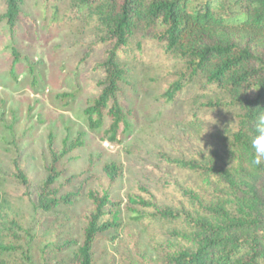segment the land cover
<instances>
[{"label":"rangeland","instance_id":"1","mask_svg":"<svg viewBox=\"0 0 264 264\" xmlns=\"http://www.w3.org/2000/svg\"><path fill=\"white\" fill-rule=\"evenodd\" d=\"M20 9L22 18L14 45L24 61L36 64L41 81L37 87L31 85L22 67L24 62L17 82L11 81L7 50L11 38L0 21V242L17 248L0 253V262L41 264L46 257L48 264L72 263L81 241L83 216L90 209L85 194L98 189V180L85 185L83 195L71 207L38 216L34 204L49 165L48 134H53L55 147L60 149L66 135L74 138L82 132L86 146L66 161L68 172L57 186L71 175L83 174L82 181L87 179L85 170L90 162L96 177L102 175L104 163L114 162L121 169L113 194L123 203L122 228L106 233L98 242L95 264H165L172 250L188 246L181 236L189 232V225L184 220L136 224L124 209L126 197L143 187L161 207L193 214H200V209L192 207L195 203L184 197L183 191H191L206 205L225 200L228 189L223 180L166 166L160 156L232 166L237 151L232 135L239 128L238 117L243 111L228 106L215 113L201 105L229 104L234 102V95L224 88L214 90L199 77L167 104L162 95L182 73L185 59L155 41L157 30L140 26L136 37L144 46L145 56L123 63L129 85L120 99L133 114L131 130L120 144L108 143L89 132L82 119L83 109L98 91L99 75L92 69L102 62L108 49L101 42L105 6L95 2L86 8L80 0H23ZM3 13L4 0H0V17ZM83 57H87L86 62L79 65ZM73 93L74 100L61 97ZM14 160L30 180L27 192L13 178ZM80 183L70 189L77 190ZM11 221L19 229L10 228ZM72 243L77 245L68 248Z\"/></svg>","mask_w":264,"mask_h":264},{"label":"trees","instance_id":"2","mask_svg":"<svg viewBox=\"0 0 264 264\" xmlns=\"http://www.w3.org/2000/svg\"><path fill=\"white\" fill-rule=\"evenodd\" d=\"M22 1L4 0V13L0 17L11 38L7 48L11 55L8 75L12 82H17L18 69L24 62L22 67L31 85L37 87L41 77L36 73V64L24 61L14 45L22 18ZM95 2H102L106 9L101 42L108 49L102 62L92 69V73L99 75L98 91L82 111L83 124L89 132L108 143L120 144L131 130L129 121L133 114L120 99L129 85L123 63L145 56L144 46L136 37L140 26L157 30L155 41L164 45L167 52L177 51L185 59L182 73L162 95L167 104L173 103L188 83L192 85L200 77L214 90L224 88L235 99L229 104H203V110L216 113L222 107L236 106L243 111L238 117L239 128L232 135L237 147L232 166L160 156L166 166L201 178L223 180L228 189L225 200L206 205L191 191H183V196L195 203L192 207L200 209V214H193L161 207L151 192L138 187L137 192L126 197L124 209L129 219L140 225L181 220L189 225V232L181 236L188 246L172 250L165 264H264V163L255 165L249 148L251 123L257 112L264 110V0H151L149 3L146 0H80L86 8ZM86 58L80 59L79 65L85 64ZM75 96V93L61 95L70 100ZM85 146L82 132L74 138L66 135L60 149L55 147L53 134H48L49 165L34 204L38 216L71 207L83 195L84 186L98 180V189H89L85 194L90 209L83 216L81 241L68 246L77 245L71 264H95L98 242L106 233H117L122 228L120 207L123 203L113 194L114 184L121 176L116 163H104L102 175L96 177L94 163L90 162L85 170L87 179L82 181L83 174L71 175L57 186L68 172L66 161ZM12 168L14 180L27 192L30 180L17 160L13 161ZM77 182H81L80 186L72 191L70 188ZM9 226L19 229L13 221ZM15 250L16 247L3 246L0 242V253ZM47 259L43 257L41 264H48ZM24 260L31 262L29 256H24Z\"/></svg>","mask_w":264,"mask_h":264},{"label":"clouds","instance_id":"3","mask_svg":"<svg viewBox=\"0 0 264 264\" xmlns=\"http://www.w3.org/2000/svg\"><path fill=\"white\" fill-rule=\"evenodd\" d=\"M249 148L254 157L253 163H264V110L258 111L251 123Z\"/></svg>","mask_w":264,"mask_h":264}]
</instances>
